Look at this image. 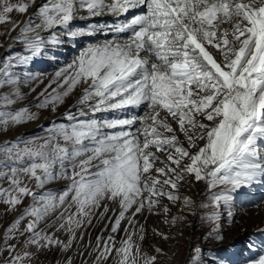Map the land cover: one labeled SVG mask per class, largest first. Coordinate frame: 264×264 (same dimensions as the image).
Instances as JSON below:
<instances>
[{
  "label": "snow or ice",
  "instance_id": "1",
  "mask_svg": "<svg viewBox=\"0 0 264 264\" xmlns=\"http://www.w3.org/2000/svg\"><path fill=\"white\" fill-rule=\"evenodd\" d=\"M35 3L0 0V23L10 21L13 12L26 13ZM136 9L141 11L127 18ZM104 15L117 20L72 27L77 19ZM98 32L111 38L89 45L73 64L57 72L47 87L61 81L57 87L63 90L53 89L35 105L56 111L82 85L76 111L64 114L67 123L53 124L45 137L0 146V182L9 183L0 187V203L15 211L24 197L33 201L4 233L0 253H8L6 264H31L52 247L67 251L76 230L91 225L100 208L99 217H105L110 203L119 211L114 221L109 217L107 239L97 237L95 264H159L162 249L154 248L155 254L143 251L147 230L138 216L167 215L163 200H182L189 214L197 207H213L206 218L217 225L213 232L218 233L221 213L226 209L232 215L236 195L264 185V0H44L16 37L24 54L0 61V88L11 87L0 95V108L23 96L13 68L47 55L48 48L63 43L61 36L76 40ZM32 79L25 74V83ZM129 109L142 114L120 115ZM36 119L38 113L27 107L0 111V131ZM24 177L34 179L38 189L60 180L71 182L57 195L33 192ZM193 180L205 181L210 204L196 205L178 194ZM57 212L60 223L48 227L66 231L67 242L37 230ZM29 216L33 219L21 230ZM124 220L128 227L117 243L115 234ZM153 233L168 239L155 229ZM20 237L24 249L36 251H18L10 241ZM194 264H199L198 257ZM247 264H264V251Z\"/></svg>",
  "mask_w": 264,
  "mask_h": 264
},
{
  "label": "rangeland",
  "instance_id": "2",
  "mask_svg": "<svg viewBox=\"0 0 264 264\" xmlns=\"http://www.w3.org/2000/svg\"><path fill=\"white\" fill-rule=\"evenodd\" d=\"M13 3L18 0H12ZM44 2V0H36L34 6L30 7L26 13L20 14L13 12L10 14V21L0 23V52L8 43L12 35L15 38L9 45L7 52L0 58L2 61L5 57L14 56L16 53L24 54V45L18 41L16 37L20 32V27L29 16L36 12L37 8ZM39 4V5H37ZM39 23V21H35ZM72 24L73 28L84 27L83 25ZM14 25H19L13 30ZM50 33H41V35H49ZM63 43L57 47L48 48L47 55L31 61L27 66H19L12 69L15 76L21 78L19 89L23 94L21 99L16 103L8 105L6 108H0V111L15 112L19 109L27 107L30 112L38 113V119L20 124L15 127H9L7 131H0V146L6 142L11 146V142L18 140L27 141L33 140L37 137H45L53 124L67 123L65 113L71 110L76 111L74 105L77 99L82 95L83 86L78 85L73 92L66 98L62 104L57 105L56 111H52L51 107L46 109H37L36 104L40 103L46 96L53 93V89L62 91L57 87L61 81L47 87L49 83L55 78L56 73L62 69L68 68L80 56L89 44H87L86 37H81L76 43L66 37L61 36ZM96 44V43H92ZM30 74L34 79L25 83V74ZM34 89V90H33ZM10 86L0 88V95L9 93ZM43 93V95H41ZM13 99H16L13 97ZM142 114L140 109H129L127 112L120 114L121 116H131L133 114ZM112 113H99L98 117L111 118ZM34 125V126H33ZM183 139V136L180 137ZM42 140H37V143H42ZM24 145L21 144L20 147ZM186 146V145H185ZM4 159L0 155V160ZM24 183L33 192H48L60 194L71 181L60 180L54 183L47 184L43 189L36 187V181L29 180L24 177ZM0 187L8 188L7 180L0 182ZM219 191V189H213ZM181 197H190L196 205L210 204L209 197L211 192L207 189L204 180L199 182L190 181L184 183L179 188ZM31 196L23 198L22 204L16 206L15 211H7V205L0 203V246L4 244V233L6 229L32 204ZM163 203L169 207L167 215H155L145 212L138 216L139 223L143 225L146 230V238L143 242V251L149 254H155L153 249L159 247L163 251V255L159 257V264H194V258L198 257L199 264H247V262L255 258L258 254L264 251V185L257 184L251 188H245L240 191L234 201L231 209L232 215H228L225 209L221 213L218 221L219 232L214 233V225L206 217L212 211L213 207H197L195 214H189L184 208L181 201L175 204L169 202L166 198ZM74 210V209H73ZM93 217L91 225L85 224L83 227L76 230V239L72 246L67 251H61L58 247L41 251L31 264H95V252L97 237L103 239L111 234V222L115 220V214H118L119 207L117 204H109V211L105 217L100 218L99 212ZM59 213L52 214L46 217L38 225L37 230H44L49 234H54L55 238L60 241L67 242L69 234L60 230L57 231L55 227L49 228L50 224H59L60 221L56 219ZM173 217L177 218L175 223L172 222ZM29 216L21 222L20 228L23 230L24 226L32 220ZM167 221V222H165ZM128 227L127 220L121 222V229L115 234L117 243L124 237L123 229ZM153 229L164 233L168 239H162L160 236L154 235ZM216 235H222L221 240H217ZM82 236V239H81ZM24 237L11 240L10 243L18 246V251L28 250L35 252V248H23ZM254 243L255 248H250L249 245ZM90 245V246H89ZM199 248V253L194 249ZM83 254V255H81ZM8 253H0V264H6ZM25 264H29L25 261ZM108 264H112L109 260Z\"/></svg>",
  "mask_w": 264,
  "mask_h": 264
},
{
  "label": "bare ground",
  "instance_id": "3",
  "mask_svg": "<svg viewBox=\"0 0 264 264\" xmlns=\"http://www.w3.org/2000/svg\"><path fill=\"white\" fill-rule=\"evenodd\" d=\"M141 11V9H138L137 10V12L139 13ZM133 15H127V18H131ZM102 17L103 16H101V17H96V18H92L91 20H79V19H77V20H75L74 22H77L78 24H84V25H88V24H90V23H97L98 21H100V20H102ZM125 19V17L124 16H121L119 19ZM111 20H114V21H116L117 20V18L116 17H113V16H111ZM15 38V37H14ZM14 38H12V40L14 39ZM103 41V40H102ZM9 42H10V40H9ZM34 126V125H33Z\"/></svg>",
  "mask_w": 264,
  "mask_h": 264
},
{
  "label": "water",
  "instance_id": "4",
  "mask_svg": "<svg viewBox=\"0 0 264 264\" xmlns=\"http://www.w3.org/2000/svg\"><path fill=\"white\" fill-rule=\"evenodd\" d=\"M15 35H12L11 38L9 39L10 42L8 41V43L6 44V46L3 48V50L0 52V58L7 52L9 45L12 43V38H14Z\"/></svg>",
  "mask_w": 264,
  "mask_h": 264
}]
</instances>
